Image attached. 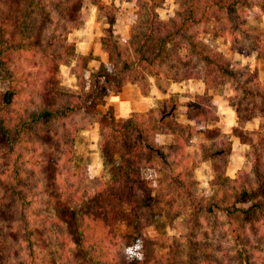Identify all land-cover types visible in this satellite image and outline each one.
Returning <instances> with one entry per match:
<instances>
[{
  "label": "trees",
  "instance_id": "16d2710c",
  "mask_svg": "<svg viewBox=\"0 0 264 264\" xmlns=\"http://www.w3.org/2000/svg\"><path fill=\"white\" fill-rule=\"evenodd\" d=\"M129 1L135 3L136 10L125 45L102 38L112 72L102 63L88 82L78 76L79 92H68L58 89L55 80L64 55L78 61L87 56L77 54L75 43L68 42L66 34L85 23V8L90 4L97 5L109 22L115 21L116 7L102 0H0V79L7 82V90L0 95V264H8L11 258L13 264H39V249L49 252L44 264H181L177 252L184 245L179 238L145 231L153 225V218L148 213L150 207L142 202L141 191L149 183L147 171L152 164L156 170L158 162L186 164L192 153L201 162L215 164L216 159L230 154V141L220 128L210 125L219 118L218 102L210 90L235 75L234 69L225 57L216 61L204 55L192 29L224 18L235 32L238 24L234 20L249 0H175L178 11L170 20L160 16L163 0ZM258 5L264 13V0ZM254 40L259 60L264 58V34ZM53 47L56 50L50 52ZM186 48L189 52L183 54ZM24 53L42 54L47 62L44 65L55 73L44 82L38 101L14 111L29 77L12 65L11 57ZM200 61L207 62L205 71L198 67ZM148 74L174 82L203 81L205 92L184 105L183 112L194 126L177 120L180 109L175 94L154 111L135 112L121 124L116 123L112 111H97L99 99L129 83L138 84L141 92L148 94ZM235 108L239 113L240 104ZM80 113L99 116L102 152L114 163L108 176L87 174L78 182L80 173L63 165L70 164L76 151V135L81 130L76 118ZM194 129L203 140L199 149L188 151L193 146ZM160 135L173 141L163 143ZM248 142L255 181L250 187L241 184L243 171L233 178L225 168L215 165L213 184L234 188L235 199L226 206L216 199L198 208L213 214L242 212L250 221L261 215L264 224V173L260 172L264 135ZM171 181L190 190L183 171L171 173ZM240 202L250 205L241 208ZM11 206L13 215L8 218ZM144 208H148L146 212ZM131 222L137 224V233H121L119 225ZM242 237L235 233L238 244ZM8 239L19 242L18 255L6 250ZM137 240L143 241L144 259L128 261L123 249ZM246 252L240 249L242 264H247Z\"/></svg>",
  "mask_w": 264,
  "mask_h": 264
},
{
  "label": "rangeland",
  "instance_id": "374dc122",
  "mask_svg": "<svg viewBox=\"0 0 264 264\" xmlns=\"http://www.w3.org/2000/svg\"><path fill=\"white\" fill-rule=\"evenodd\" d=\"M102 1L116 7L115 21L109 22L97 5L90 4L85 8V23L80 28L73 29L72 32L66 34V40L75 43L77 54L87 56V58L78 61L76 57H70L67 53L64 55V62L55 75L56 87L60 90L79 92L80 79L78 76L80 75L81 81L88 82L90 74L98 71L102 63H105L112 72L109 53L105 50L102 38H113L125 45V40L130 35L131 25L135 19V3L129 0ZM258 4L259 0H249L248 4L243 7L239 18L234 20V24H238L235 32H232V25L227 23L224 18L220 22L215 20L192 29L204 55H210L216 61L225 57L232 63L234 69L235 75L226 78L223 84L210 90V93L223 107H231L235 111V106L240 104L239 113L236 111L239 124L232 126L229 132V137H231L229 141L232 140V142L230 141L231 146L233 143L232 153L227 157L216 159L215 164L214 161H199L194 153L191 158L187 159L189 161L186 164L179 161L173 163L172 166H167L158 162L157 170L152 164L147 171L149 183L141 191L142 202L145 206L150 207L148 213L153 218V225L147 226L145 231L154 236L167 235L172 240L179 238L184 245L180 252H177L181 264H200V261H204L203 264H242L240 257L242 248L248 254L245 258L247 264H264V224L261 215L250 221L242 212L227 215L224 211H218L213 214L198 208L200 205L216 199L223 200L222 204L226 206L235 199L234 188L228 189V187H218L213 184L215 165L225 168L226 173H229L228 175L233 178L237 176L236 172L243 171L239 175V182L249 187L256 178L252 162L249 161L250 148L246 143L264 135V79L262 78V75L264 77V58L259 60L256 58L258 46L254 40V37L264 34V13ZM177 11L178 6L175 0H163V5L159 8L160 16L164 20L175 18ZM242 31L246 34H243ZM55 50L54 47L50 48V52ZM188 52L189 50L186 48L183 54ZM11 60L12 65L21 74L26 73L29 77L23 94L18 98L13 109L15 111L16 107L24 108L31 105L32 102L38 101L39 93L45 88L44 82L53 77L55 71H51L44 65L47 62L42 54L33 56L24 53L22 56H12ZM197 65L205 71L207 62L200 61ZM215 69L216 67L212 65V70ZM153 77L155 75L148 74L150 81ZM180 82L185 84L179 83L178 86H175L174 91L176 92L170 94H175L178 99L180 111L177 120L194 126V123L183 112L186 109L184 105L198 94L196 90L194 91L195 86L203 85V81L188 79ZM135 85L136 88L130 89L128 94L133 99H138V102L142 96L137 93L140 89L139 85ZM165 85L163 83L160 86L165 88ZM5 90H7V82L0 79V95ZM120 91H109L97 101L96 107L100 113L112 111L116 116L117 124H121L125 118L136 112L124 117L122 110L117 109L115 97ZM157 91L161 93L160 89ZM157 95L158 98L149 110L137 112L148 113L161 107L165 97L162 98V94L159 93ZM222 110L223 108L220 111ZM98 119H100L99 116L94 113H80L76 118L81 129L76 135V151L72 155L70 164L63 165V168H70L71 172L78 171L80 173L78 182L82 181L84 175L87 174L92 177L104 174L108 176L114 163L110 156H106L102 152L103 131ZM214 124L215 122L210 125ZM191 134L193 135V146L188 151L199 149L203 140V136L198 134L196 129ZM213 134L215 135L212 132L211 135L213 136ZM229 137L226 134V138ZM159 138L163 143L173 141L172 137L166 135H160ZM38 147L41 149L40 146ZM263 153L260 152L261 173H264ZM66 161H69V158H66ZM178 171L186 173L190 190H187L182 184L177 187L171 181V173ZM249 205L250 203H238L241 208H247ZM262 208L264 210V204ZM147 209L144 208V211L146 212ZM12 211L13 207L11 206L10 213H7L8 218L13 215ZM119 230L124 234H136L137 224L134 222L122 223L119 225ZM235 233L243 236L241 244L236 242ZM5 243L6 250H13L18 255L20 244L17 240L8 239ZM38 251L40 252L39 264H44V261L48 259L49 252L41 249ZM11 259L7 261L8 264L15 262Z\"/></svg>",
  "mask_w": 264,
  "mask_h": 264
},
{
  "label": "crops",
  "instance_id": "0c3cea01",
  "mask_svg": "<svg viewBox=\"0 0 264 264\" xmlns=\"http://www.w3.org/2000/svg\"><path fill=\"white\" fill-rule=\"evenodd\" d=\"M262 78L264 79L263 75H262ZM189 80L191 81L192 79H189ZM163 83L166 84L165 88L160 86ZM179 83L185 84L184 82H174L172 80H169V79L161 77V76H155L151 79V89H150V92L148 94H143L140 89H139V91H137V93H140L142 96V98L139 97L140 101H138V102H137L138 99L135 100L130 96V94H128L130 89L136 88L135 87L136 85L135 84H128L120 92H118L119 94L115 97L116 102H117V109L122 110L124 117L132 114L135 111L136 112L137 111H147L155 103L156 98H158V95H157L158 93L162 94V98L163 97L166 98L170 94L176 92V91H174L175 86L176 85L178 86ZM129 86H132V88H129ZM205 88H206L205 84L203 83V85H196L194 91L196 90L198 93H202V92H205V90H206ZM158 89L161 90V93L159 91H157ZM222 108H223V110L220 111ZM236 111H237L236 108L234 111V108L227 107V106L223 107L222 105H220L218 103L219 118L217 121H215V124L212 127L220 128L222 135L226 136V134H227V136L229 137L230 136L229 132H230V129H232V126H236L237 124H239L238 117L236 116ZM254 118H252V119H254ZM229 139H231V137H229L228 140ZM230 141L232 142V140H230ZM246 144L250 148V143L248 141ZM232 150H233V143L231 146V152L230 153H232ZM249 161H250V157H249ZM202 162H206V161H202ZM236 173H238V172H236Z\"/></svg>",
  "mask_w": 264,
  "mask_h": 264
},
{
  "label": "clouds",
  "instance_id": "9594fccd",
  "mask_svg": "<svg viewBox=\"0 0 264 264\" xmlns=\"http://www.w3.org/2000/svg\"><path fill=\"white\" fill-rule=\"evenodd\" d=\"M124 255L128 261H132L133 259L137 261H143V241L137 240L135 244L125 247L123 249Z\"/></svg>",
  "mask_w": 264,
  "mask_h": 264
}]
</instances>
